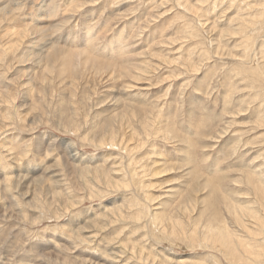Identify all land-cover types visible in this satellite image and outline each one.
I'll return each mask as SVG.
<instances>
[{"label": "rangeland", "instance_id": "374dc122", "mask_svg": "<svg viewBox=\"0 0 264 264\" xmlns=\"http://www.w3.org/2000/svg\"><path fill=\"white\" fill-rule=\"evenodd\" d=\"M263 6L0 0V188L16 184L5 192L13 203L0 199V264H82L93 255L104 264H130L138 252L146 264H210L213 254L230 264L218 251L170 241L152 214L164 213L166 223L185 216L183 205L196 215L203 200L208 206L217 197L214 208L226 216L218 204L233 203L235 181L264 173V122L257 124L264 120ZM255 17L262 20L250 21ZM245 33L253 36L246 50ZM80 52L114 69H81ZM68 55L69 68L61 71ZM110 130L116 145L107 143ZM162 166L171 168L152 175ZM88 168L105 169L129 187L114 191L94 173L81 177ZM70 201L74 206L65 207ZM120 205L132 206L123 210L125 224L110 218ZM136 210L145 216L133 223L127 213L136 217ZM120 245L126 253L136 246L138 255L122 261Z\"/></svg>", "mask_w": 264, "mask_h": 264}, {"label": "bare ground", "instance_id": "6f19581e", "mask_svg": "<svg viewBox=\"0 0 264 264\" xmlns=\"http://www.w3.org/2000/svg\"><path fill=\"white\" fill-rule=\"evenodd\" d=\"M186 7L190 10H193L192 7H189V6H186ZM262 9H264V6L262 7ZM41 10L43 13L45 12L44 11L45 9L41 8ZM50 13H51V11H50ZM4 14H5L4 17H6V12ZM261 15H262V13H261ZM10 19H14L13 16H11ZM249 19H251L250 21H253V22L255 20H259V21L262 20L261 17H259V18L255 17V18H249ZM242 23L244 25H246L245 19L243 20ZM243 24H241V25H243ZM27 31H28V28L23 29L22 34H21V36L23 38H25ZM17 33L18 32L15 31L11 35L17 34ZM252 38H253L252 34H246V33L244 34V40H243L244 45H243V47L245 48V50L247 48H249V46L252 45L251 44V42H253ZM17 41H19V39ZM7 43L9 46L6 49H9L12 52L13 51L12 50V46H13L12 44L14 43V41L11 40V41H8ZM17 47H18V44H16V48H14V49H17ZM5 52H6V50H5ZM20 54L26 55L25 52H22ZM20 54H19V56H20ZM80 54H84V57H81L82 55L79 56V57H81L80 58L81 69L87 68V67H88V69L95 68L94 71L95 72L96 71L97 72L102 71L100 73H104L105 69H109V68L114 69L111 65H105L104 64L105 66H103V64H101L97 60L92 59V57L91 58L88 57L85 54V52L84 53L80 52ZM68 57H69V55L65 56V58H64V56L62 57V65L63 66L62 65H60V66H62L63 68L61 71H67V68H69L68 67V63H69ZM22 58H24V57L18 58L19 61ZM23 61H25V60H23ZM96 62H98V63H96ZM95 63H96V66H94ZM82 71H84V70H82ZM258 72L264 78V66L258 68ZM58 73H59V71H58ZM4 97H6V96L1 95L0 100H2ZM123 117H124V115H123ZM35 122H36L35 118L32 119L33 125L36 124ZM151 122H153V121H151ZM263 122H264V120L261 119V120L257 121V124L260 126V125H263ZM33 125H32V130L34 128ZM147 127H149L148 124H145L144 128H147ZM107 137L109 138V141H110L107 143H109V144L111 143L112 145H116L117 142L115 143L116 135H115L114 130H110V132H108ZM93 140H96V139H93ZM93 140H90V142L92 141L90 144H94ZM37 142L38 143H37L36 147L38 148L40 144H39V141H37ZM98 142L100 145L107 144L106 141H104L102 139L101 140L99 139ZM98 142H97V144H98ZM40 149H41V147H40ZM64 151H66V150H64ZM125 151H127V150L125 149ZM64 154L66 155V152H64ZM132 162H134V161H132ZM170 168L171 167L162 166V167H160V169L154 170L153 171L154 173H152V175H156V174L158 175V174L167 172L170 170ZM90 170L91 169H89V168L86 170L82 169L81 172L79 171L78 173H80V176L83 178H86L85 173H87V172L94 173V174H96V175H94V178L96 180L102 181V183H104L105 185L110 186L111 190L114 188L115 189L114 191H119L118 189H121V188L125 190L126 188L129 187L126 180H124L123 178L118 180L116 178V176H111V174L109 172H107L105 169L103 170L101 168L100 169L94 168V170H91V171ZM257 175L258 176H253L251 174L246 173V174H243L242 178L238 179L239 181L238 180L235 181L236 185L234 188L237 190H235V194H236L235 199H232L233 203L228 202L226 199H222V201H220V203L218 204V206L221 204L223 205L226 216L219 215L217 212L218 207H217V209L214 208V204L217 201V199H216L217 197H214L212 200V201H214V203L213 204L210 203V205H208V206L207 205L205 206V202H203L205 200H203V201L201 200L202 203H204L205 209L202 211L201 210L198 211L197 213H195L196 215H194L192 213L193 211L188 210L189 206L183 205L181 210L183 212L182 214L183 215L185 214V216L180 215V216L175 217V218L172 216H169L166 218V223H163L164 222L163 219H165V215H164V213L158 212V213L152 214V223H153V225H155L156 228H160L163 231V234L166 235V237L170 241L175 242L176 239L180 240V241L186 240V242L189 243L188 244L189 248L192 247V245H193V246H195L194 248H197V247L204 248L205 247V248H209L211 251L212 250H214L215 252L218 251L222 254V255H220V253H219V255L225 257L228 260V263H230V264H264V240H262L261 242L258 240L259 237L264 235V173L262 175L257 173ZM17 176H19V175H17ZM41 180H42V178H40L38 181H41ZM36 181H37V179H36ZM84 183H85V179H84ZM237 183L243 184V185L240 186ZM14 185H16V184H14ZM14 185H11V184H9L7 186L5 185L3 191H2V188H0V199H2V200L8 199V201L10 200V202L13 203L14 201H11V199L6 195L5 192H6L7 187L9 189H13L12 186H14ZM241 187H244V188H241ZM110 188H108V189H110ZM7 191H9V190H7ZM209 193H210V195L212 193H214L213 187L210 188ZM100 197H102V196H100ZM147 198L149 200L147 202H150L151 201L150 197H147ZM100 199H102V198H100ZM135 205H136V203H135ZM145 205H147V204H145ZM66 206L67 207L70 206L72 208V206H74V205L70 201V202H66L65 207ZM133 206H134V204H133ZM145 207L147 209L149 208L148 206H145ZM145 207H144V209H145ZM123 208H124V206L120 205L116 210L117 212H115V210L110 209V211H109V213L111 214L110 218H111V220H113L114 223L120 222L122 224V222H123L125 224V221L127 220V218L124 216L126 212L124 213L123 210L126 209L127 211H129L128 209H131L132 206L131 207L130 206L125 207V209H123ZM139 210H136V212H135L136 217H132L133 214H129V212L127 213L128 216L130 215V219L133 221V223L138 222V221L140 222L142 217L144 218V216H145V210L146 209L144 211H139ZM182 217L185 218L186 220H183ZM230 223L232 225H230ZM85 224H87V223H85ZM199 225H200V227H198ZM100 229L101 228H97V227L95 228L94 227V230L96 232H100L101 231ZM197 231H198V233H197ZM170 236H172L173 238L170 239L169 238ZM159 237H162V236H159ZM79 239H81V238H79ZM85 240L91 242L92 238H88ZM85 240H83V242ZM128 248H130V247H128ZM117 249H118L117 253L124 254L122 261L130 260L132 257H134L133 253H136V255L139 254L138 259L132 258L133 260L130 261V264H146L145 263L146 257L138 252V249H136V246L132 245V248L128 252L129 254L126 253L127 251L125 252L123 250V247L121 245L118 246ZM112 250H114V249H112ZM137 252H138V254H137ZM108 256H110V258L112 260H116V258L118 257V255H116L115 253H112V251H111V253L108 254ZM96 257L93 255V256H91V260L84 259V261H82V264H104V263H106L105 261L104 262L102 261V263H100V261L97 260ZM213 257L214 258H213V260H211L212 262H210V264H223L219 260V257L217 254H215V255L213 254ZM150 263L154 264V262H150ZM150 263H148V264H150ZM156 264H160V262H157ZM165 264H186V263L181 262V261L176 263V262L172 261V258H169V262H167ZM190 264H201V263L194 262V263H190Z\"/></svg>", "mask_w": 264, "mask_h": 264}]
</instances>
